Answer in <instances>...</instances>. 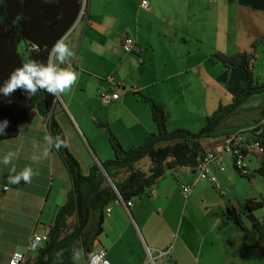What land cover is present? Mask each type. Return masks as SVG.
<instances>
[{
	"label": "crops",
	"instance_id": "1",
	"mask_svg": "<svg viewBox=\"0 0 264 264\" xmlns=\"http://www.w3.org/2000/svg\"><path fill=\"white\" fill-rule=\"evenodd\" d=\"M141 1L88 0V22L78 21L63 37L73 55L58 67L75 71L77 80L59 94L55 113L84 174L93 163L114 156L107 128L125 148L140 145L156 130L143 97L165 107L169 129L191 130L199 122L204 124L220 104H229L242 93L247 74L242 68L224 67L213 55L250 50L255 39L264 40V0H148V9L141 7ZM216 1L227 8L229 19L222 25L216 23L222 42L206 50L203 39L212 30V20L207 13L197 17L196 9L207 12L208 3ZM125 34L136 39L139 51H124ZM260 51L264 53V48ZM53 60L54 65L58 63L55 53ZM109 77L122 85L120 99L104 104L98 95L110 88ZM120 119L125 123L123 131ZM245 135L251 138L252 132L247 130ZM219 137L206 139L203 145L208 151L220 152ZM9 151L16 158L8 165L0 163V264H9L20 247H27L35 231L49 232L72 188L47 122L36 108L22 121L16 137L0 140V156ZM222 154L224 169L216 171L215 184L198 177L195 169L176 167L166 171L151 193L135 198L131 207L111 202L94 249L103 246L113 264H125L122 258L129 250L144 264L147 248L165 250L170 245V257L162 264H264L258 249L239 250L244 231L238 224H223L228 206L238 208L246 199L264 193L247 191L241 196L234 160ZM253 158L250 173L259 167L261 158L250 148L247 162ZM25 166L33 170L30 182L21 179L19 184H9L10 169L16 168L11 173L15 176ZM181 183L193 188L187 198ZM244 223L249 226L248 221ZM36 252L27 251L26 257Z\"/></svg>",
	"mask_w": 264,
	"mask_h": 264
},
{
	"label": "trees",
	"instance_id": "2",
	"mask_svg": "<svg viewBox=\"0 0 264 264\" xmlns=\"http://www.w3.org/2000/svg\"><path fill=\"white\" fill-rule=\"evenodd\" d=\"M87 1L81 14L84 0H0V87L9 74L28 59L45 62L52 45L63 38L76 21L88 22ZM22 19L16 20L17 16ZM263 38L255 39L251 49H240L234 54L215 53L214 59L229 69L242 68L246 79L242 93L229 104H220L204 119L198 131L184 127L168 128L169 113L165 107L151 97H143L151 110L156 130L148 134L138 146L125 148L119 138L107 128L108 138L114 156L101 163H93L88 174H84L79 161L70 151L63 128L55 109L59 103L57 95L40 90L27 96L17 89L9 96L0 94V121L8 120L5 134L0 140L18 135L19 127L27 115L36 108L47 122L53 148L62 158L71 177L72 188L66 202L58 207L54 223L49 229L48 240L35 255L26 257L21 264H79L94 249L98 237L103 232L105 209L117 200L133 201L146 193H151L155 184L164 177L168 169L188 167L195 169L208 151L203 141L228 135L231 131L252 132L249 140L260 145L261 158L257 173L264 178V106L257 108V116L249 125L237 124L235 129L226 130L228 122L239 114L248 115L243 104L254 95L264 93V80L257 76L256 60ZM244 125V126H242ZM57 136L64 141L58 150ZM247 155L248 152L244 151ZM240 175L252 178L250 170ZM264 209V195L249 198L238 208L228 206L226 220L238 224L244 231L240 251L258 249L264 259V215L256 216L255 211ZM244 217L249 226L245 225ZM81 252L79 261L72 260L75 251Z\"/></svg>",
	"mask_w": 264,
	"mask_h": 264
},
{
	"label": "built area",
	"instance_id": "3",
	"mask_svg": "<svg viewBox=\"0 0 264 264\" xmlns=\"http://www.w3.org/2000/svg\"><path fill=\"white\" fill-rule=\"evenodd\" d=\"M141 7L148 9L149 8V1L142 0L140 3ZM85 8V0L83 3V8L81 14L84 12ZM122 46L126 53L139 51L140 47H138L136 39L129 35L125 34L122 40ZM53 57V56H52ZM52 63V62H50ZM109 82L111 86L109 89H105L99 92V98H101L102 102L105 104H110L114 100L120 99V92L121 84L118 82H114L112 77H109ZM57 98L59 99V94H56ZM244 130H237L234 132L229 133L226 135L224 141L222 142V148L220 152H208L200 162V164L195 168L198 177L206 178L210 180L212 183L217 182V170L224 169V160H223V152L228 153L232 156L234 160V164L238 169L242 172L248 171V162H247V155L244 151H247L250 148L255 149L257 152L261 153L262 149L257 141L246 139L243 135ZM180 188L185 198L189 197L192 193V186L187 183H181ZM222 193H226V190L219 188ZM115 203L122 202L126 204L127 207H131L133 205V201L124 202L122 199H117L113 201ZM107 211L111 210L110 206H107ZM49 233L48 232H39L35 231L28 242L27 247H25L24 252L16 251L13 254V257L9 264H21V262L26 259V252H36L38 249L48 240ZM173 245H170L165 250H151L147 248V260L144 264H162L163 261L170 257V253L172 252ZM89 256H95L94 264H113L107 257V251L103 246L97 247L93 249L86 259L85 264H88Z\"/></svg>",
	"mask_w": 264,
	"mask_h": 264
},
{
	"label": "clouds",
	"instance_id": "4",
	"mask_svg": "<svg viewBox=\"0 0 264 264\" xmlns=\"http://www.w3.org/2000/svg\"><path fill=\"white\" fill-rule=\"evenodd\" d=\"M22 19L21 16H17L16 20ZM56 55L58 61L57 64H52L47 61L41 62L37 60L28 59L21 63L18 68H15L10 74L8 79L0 87V94L4 97L9 96L15 90H22L27 96L35 95L38 91L43 90L51 95L63 93L65 90L70 89L77 80V73L71 69L60 68L58 65L64 64L68 61V58L72 57L73 52L64 42L63 38L58 39L51 47L48 53V58ZM8 120L4 119L0 121V135L5 134V128L8 126ZM49 137L44 136V140L47 141ZM64 146V141L57 136V143L55 145L58 150ZM48 156V150L45 149L44 157ZM16 158L14 151H9L0 156V163L8 165L10 161ZM16 168L10 169L8 176L9 184H19L23 179L26 183L30 182L33 175V170L30 166H25L17 175L12 176L11 173L15 172ZM81 248L79 251H75L72 255V260L79 261L81 259ZM95 256H89L88 264H94Z\"/></svg>",
	"mask_w": 264,
	"mask_h": 264
},
{
	"label": "rangeland",
	"instance_id": "5",
	"mask_svg": "<svg viewBox=\"0 0 264 264\" xmlns=\"http://www.w3.org/2000/svg\"><path fill=\"white\" fill-rule=\"evenodd\" d=\"M208 4L209 5H207V12H204V10L202 11L200 8H197L196 13H197V17L201 16L202 14L207 13V17L212 20V22H211L212 23V30L210 32H207V37L205 39H203L205 41V44H206V50H209L210 48L212 50L215 48L217 42H219V43L222 42V40L220 38H217L218 36L216 33V26L218 24H216V23L218 22L219 25H222V24H224V22L228 21L229 17H227L228 15H226V14H228L227 8L224 6L223 3L216 1V2H211ZM247 46L249 48L250 45H247ZM260 52L258 54V58H257L255 64H256L257 76L261 80H264V53H260ZM50 62H52V64H54L53 57H50ZM215 72H216V69H214V73ZM197 92H198V89H197ZM99 99L101 100V98H99ZM261 106H264V93L254 95L250 99H248L243 104V108L250 110L247 112L248 115L239 114L236 118L232 119V121L227 123V125L228 124L229 125L226 126V129L229 130L231 128H234L235 126H237V124H242L245 121H250L249 125L253 126L256 122L251 121V120L256 118L257 108L261 107ZM174 118H176L175 115H174ZM118 124H120L119 125L121 127L120 129L123 131L124 127H125V123L121 120L120 122H118ZM244 124H247V122H245ZM202 126H203V124L199 122V123H197V125H195V127H193V129H191V131H194V132L198 131ZM242 126H244V125H242ZM241 128H244V127H241ZM241 128H238V129H241ZM234 131H237V130H234ZM234 131H231V132H234ZM120 134H121V131H120ZM245 134H246V131L244 130L243 135L246 136ZM225 137H226V135H222L218 139H220L221 143H222L224 141ZM254 159L255 158L252 159L250 164L248 163L249 167H252L255 164ZM233 170L236 173L237 179L239 180L238 183L236 182L235 184H236L237 189L240 191L241 196H245L244 193H246L247 191L250 192L251 194H258V192L264 193V178L259 173H257V169H255L254 171H251L253 176L250 179L247 177L241 176L239 171H237L236 169H233ZM254 213L256 216H261L262 214H264V209L256 210ZM244 220L248 221L247 218H245V217H244ZM122 259H123L125 264H139V262H140V256L136 252H133L130 250L127 254H125V256H123Z\"/></svg>",
	"mask_w": 264,
	"mask_h": 264
},
{
	"label": "water",
	"instance_id": "6",
	"mask_svg": "<svg viewBox=\"0 0 264 264\" xmlns=\"http://www.w3.org/2000/svg\"><path fill=\"white\" fill-rule=\"evenodd\" d=\"M79 19H80V17L78 18V20L76 21V23L79 21ZM76 23H75V24H76ZM75 24H74V25H75ZM52 55H53V54H52ZM51 57H52V56H51ZM24 250H25L24 247H20V248L18 249V251H21V252H24Z\"/></svg>",
	"mask_w": 264,
	"mask_h": 264
}]
</instances>
